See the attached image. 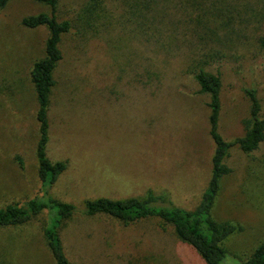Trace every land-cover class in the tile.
Returning <instances> with one entry per match:
<instances>
[{
  "label": "rangeland",
  "instance_id": "rangeland-1",
  "mask_svg": "<svg viewBox=\"0 0 264 264\" xmlns=\"http://www.w3.org/2000/svg\"><path fill=\"white\" fill-rule=\"evenodd\" d=\"M262 0H60L72 23L54 73L48 156L68 168L51 196L75 205L60 229L74 264H207L158 217L129 225L88 216L85 200L145 197L194 209L208 185L215 144L210 97L192 70L202 61L221 77L220 132L245 133L246 88L264 116ZM101 8V11H100ZM35 0L0 8V208L42 196L38 173V99L33 64L45 56L49 29L22 20L49 12ZM202 62V63H204ZM213 208L218 221L241 230L224 241L222 264H242L264 240V141L246 153L234 146ZM49 211L19 226L0 227V264H56L46 244Z\"/></svg>",
  "mask_w": 264,
  "mask_h": 264
},
{
  "label": "trees",
  "instance_id": "trees-1",
  "mask_svg": "<svg viewBox=\"0 0 264 264\" xmlns=\"http://www.w3.org/2000/svg\"><path fill=\"white\" fill-rule=\"evenodd\" d=\"M9 1L11 0H0V8L5 7ZM35 1L45 3L50 7L49 12L29 15L22 20L23 25L29 28L46 26L49 29L45 56L35 61L31 70V80L38 99L37 119L40 137L36 153L42 196L37 195L25 203L12 202L1 207L0 227L23 225L44 211H49L51 219L44 228L46 244L56 264H74L66 252L60 229L64 222L74 215L76 207L70 202L51 196V188L68 168V162L65 160L53 161L47 152L51 95L56 85L54 73L63 58L62 38L71 30L72 23L68 19L59 18L58 4L60 0ZM88 1L92 3L91 8H94L93 4L96 6L95 12L98 14V7L104 0ZM120 1L122 4L126 3V0ZM129 1L132 0H127V4ZM262 2L264 5V0ZM258 43L264 49V30L258 38ZM201 58L200 56L197 59L199 63L192 73L200 86V92L206 93L210 97V135L215 148L210 180L198 205L190 210L174 204H162L159 203V200L165 202L166 198L151 191L145 197L86 199L85 213L88 216L102 214L113 217L125 225L141 219L158 217L164 224L172 225L176 235L193 246L207 264H222L228 255L224 241L233 233L241 230L238 223L220 222L213 215V208L222 188V179L232 171L226 163V159L234 146H239L246 153H251L259 148L264 141V116L261 115L262 106L257 91L254 88H246L245 91L250 100V116L243 120L245 133L233 140L225 139L220 132L222 80L219 75L207 69V63ZM242 264H264V240Z\"/></svg>",
  "mask_w": 264,
  "mask_h": 264
}]
</instances>
